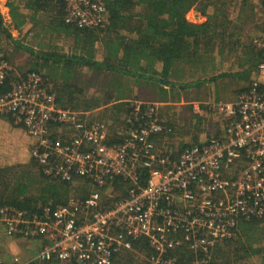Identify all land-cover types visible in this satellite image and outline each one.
<instances>
[{"label": "built area", "instance_id": "2783aa9c", "mask_svg": "<svg viewBox=\"0 0 264 264\" xmlns=\"http://www.w3.org/2000/svg\"><path fill=\"white\" fill-rule=\"evenodd\" d=\"M63 1L70 25L108 22L104 0ZM254 44L264 56V31ZM11 70L0 55V115L32 139L30 153L42 173L69 183L84 178L98 189L119 177L128 187L107 207L98 192L33 211L0 203V264H114L143 238L153 250L149 264H209L212 249L235 234L239 218L264 215V60L250 89L234 102L207 103L225 120L224 138L191 144L176 159V147L153 140L171 130L159 103L130 100L123 136L110 140L104 121L61 106L40 74L18 73L5 87ZM22 239L40 241L41 249L22 258L9 242ZM184 246L192 260L177 257Z\"/></svg>", "mask_w": 264, "mask_h": 264}, {"label": "crops", "instance_id": "0c3cea01", "mask_svg": "<svg viewBox=\"0 0 264 264\" xmlns=\"http://www.w3.org/2000/svg\"><path fill=\"white\" fill-rule=\"evenodd\" d=\"M201 2L208 3V8L206 9V11H202L199 7L194 6L185 11L183 14L184 20L190 23V25L194 26L192 30H187L188 32L192 31V33L191 35H186L185 41L190 43L192 52H212L209 55L211 63H206V61H204V65H201L203 61L201 63L195 62L194 64L182 63L176 67L178 72L180 71V74L182 76L173 75L174 71H171L174 67L173 66L168 72V74L170 73L167 77L169 82L165 83L164 85V88L166 90V93L164 95L160 94V92L157 94L153 90H151L147 82L144 81L146 78H137L131 75V78L141 83V87H145L143 92H138V98L141 96L145 100L157 102L161 105L160 108H162L163 105V108L170 107L169 104L185 105L182 107V112H184L183 116H179V124H177L176 120H174L173 118H166V121H164V119H161L165 123V125H167V127H171L175 133L177 131V128L175 126H182L183 129H187V131L182 134V139L180 143L174 144L171 139L166 140L168 143L178 147L175 154L173 155V159L178 158V155L176 154H178L182 150V145L184 144H188V146H190L191 144L200 143L203 140L208 139L212 136L215 138H224L222 133L220 134L221 136H216V131L218 127L214 130H211L209 134H207V136H203L202 126L206 125V123L203 124V119L201 118L202 116L192 111V105L198 104L199 102L206 103L208 101L216 102L219 100H222L224 102H234L237 99L238 95L243 92V90L250 89L251 81L247 84V86H244L243 88L233 87L236 84L229 85V89H233V91H230L229 93V95L232 97L226 98L224 96V98H219L217 96L218 88L216 87V83L220 78V75H218L219 70H222L223 67L229 69L233 67L234 63H236L237 61L239 66H241V71L237 70L236 73H239V76L241 75L242 78L246 74L245 78L248 79L252 70L257 68L258 64L262 60L259 55L260 50L255 45H253L254 39L264 29V16H261L257 13V10L259 8V6H257V3L259 4V0H201ZM13 9H16L15 12H18V14H20L23 22H26L21 29L24 30L22 32L15 28V20H19L20 18L17 14V18L15 17L14 19V14L12 12ZM60 9H62V5H60L57 0H0V12L3 15L5 26H7L11 30L10 33L12 38L20 39L22 40L21 42H24L25 44H32L36 52H57L61 58L64 56H73V58L84 56L87 62H89L92 59V56L86 53L90 51L84 48V36L82 35V33L78 34L75 29L70 27H68L67 33L63 31L64 29L60 25L61 22H59L62 16L59 13ZM210 15H212L214 18L209 21L208 17ZM208 21L209 26L208 28L204 29L202 25H204ZM188 23L187 25L189 29ZM221 24L226 25L227 28L224 29L223 27H221ZM58 28H61L60 32H58ZM28 31L33 32V34L29 33L28 35ZM49 35H54L52 37V40L54 39L56 40V42L48 43L47 36ZM107 35V33L102 31H99L96 34V37H98L99 39H96L97 41L96 43H94L93 47L96 52L95 58L99 62L103 61L104 57L109 54L106 50V47L100 41V38L103 39ZM121 35H125V33L121 32ZM223 35L226 36V40L224 42L222 41L224 39ZM230 36L232 37L230 38ZM63 39L65 40V43L64 41H62ZM195 39L198 40L197 45L195 44ZM0 47L4 50L3 52L6 56L9 57V60L11 61H19L22 56V53L26 55L25 57L27 59H30L29 52L21 49L19 43L16 44L12 39L2 34L1 31ZM260 53L262 54V52ZM32 59H35V57H32ZM50 61H52V59ZM59 65L62 66V63ZM142 65L148 66L145 62H143ZM90 66L94 65L81 63V66L73 67L71 70H69L70 72H72L71 74L68 71H64L65 68L59 67L61 75L57 76L56 74V82L57 84H61V86L67 83L71 84L69 85L68 89L65 88L64 91L67 97H69L70 95L74 96V102L69 104V108L80 112L82 115L85 114L83 110H92L95 108H99L98 110L102 111L98 112V114L102 115L98 117L95 115L96 113H92L90 118L107 122L110 135H114V138H119L121 136L120 130L122 129V125L124 124L122 119H124V115L126 114V112H120L118 113L120 115H117L114 114L116 109L109 110L107 109V106L112 104L110 102V100L112 99H109L110 97L116 99L119 96L128 97L130 94H114L113 91L117 88L121 89V85L120 83L117 85L118 81H113L112 85H114L115 87L113 88L111 93L114 95L107 97V95L103 94L102 90L100 89L102 87L98 85V81H96L98 78L96 76L97 73L95 72V74L94 71L92 73L90 71L91 69L89 68ZM186 66H188V70L185 71L184 67ZM201 66L203 67L201 68ZM155 67L159 71L164 68L163 63H157ZM244 67H248V69L246 71H242L244 70ZM62 70L64 74H62ZM207 70L208 74L212 73L213 75L210 79L209 75L206 76L203 73V71ZM248 70L249 72H247ZM100 72L101 73H99V76L101 77V80L105 76L104 73H107L108 82L112 78L114 79L117 77L115 74H113V72L117 71L106 70L105 72ZM11 76L15 77L14 75ZM231 76H233V72H231ZM163 81L164 79H161V82ZM148 83L151 82L149 81ZM228 84L231 83L229 82ZM191 89H198V92L191 94L189 93ZM71 91H73V93ZM117 91L119 90L117 89ZM130 91L133 93L130 97H133L134 94L137 95V88L133 89V87L131 86ZM212 91L214 92L211 93ZM220 92L223 93L226 91L220 88ZM224 118L229 119V117L226 116H224ZM110 120H112V123L110 122ZM10 122L11 120L9 118L4 119L3 116H0V128L4 124H11ZM20 130H22L23 134L25 133L24 128H21ZM15 135L16 134L12 135L8 134L7 132H3L0 134V141L2 139L5 142H10L13 139L15 141ZM186 135H188L187 140L185 139ZM30 140L32 141L31 138ZM30 140L29 142H31ZM0 145H3L2 141L0 142ZM3 147H5V144L3 145ZM29 163L30 160L24 157L18 159L15 162H10L8 166H16L18 167V171L21 172L23 169L26 171L25 165H28ZM23 166H25V168H23ZM3 167H5V165ZM78 180H82L85 183L89 182L84 178H78ZM85 183L80 184L81 187H85V192L87 194L86 197H88L92 192L90 188L86 186ZM93 188L99 190L98 188H95V185L93 186ZM72 197L82 198L81 191L77 195L68 194V200H70ZM104 201L105 198L100 199L101 206H105L106 203H103ZM179 238H181V236H179ZM134 242L135 241H133V246ZM184 247V249H178L179 252H186V254L182 258L179 256V259L185 261L192 260L194 255L188 252L189 250L186 248V246ZM221 249L223 251L222 247ZM130 252H134L135 254L139 252L138 254L141 256L144 252L146 256H148V258L153 254L152 248L150 249V252L132 248L124 250V252H122L121 254H130ZM211 254L213 253L211 252ZM118 257L119 256L117 255L115 262ZM220 264L225 263L223 260H220ZM229 264H232V262Z\"/></svg>", "mask_w": 264, "mask_h": 264}, {"label": "trees", "instance_id": "16d2710c", "mask_svg": "<svg viewBox=\"0 0 264 264\" xmlns=\"http://www.w3.org/2000/svg\"><path fill=\"white\" fill-rule=\"evenodd\" d=\"M104 1L107 5L109 14L108 23L106 26L95 29H81L65 22V3L63 0H57V2L62 5V9L59 10V13L62 15L59 22H61L60 25L63 27V31L67 33L68 27H70L75 29L78 34L82 33L84 36V48L90 51L86 53L92 56V59L89 62H87L84 56L75 58H73V56H64L61 58L57 52H36L33 46L21 42L22 40L20 39L12 38L10 33L11 30L5 26L3 15L0 12V31L2 34L12 39L16 44L19 43L21 49L30 53V59L26 60L24 64L25 67L22 69L24 71H22V73L35 72L36 74H40L42 76L43 86L45 88L48 87V89L53 90L56 93L57 101L61 106H70L69 104L74 102V96L70 95L67 97L64 93L65 88L68 89L69 85L71 84L67 83L63 86H61V84H57L55 76L56 74L57 76L61 75L59 67L65 68L66 70L64 69V71H68L71 74L72 72L69 70H71L73 67H79L81 63H85L95 65L93 68H96L100 71L112 70L130 74L137 78L144 77L151 82L147 83L149 88L153 87L156 90L154 91L155 93L158 94L160 92L161 94V92L166 93L164 85L165 83L169 82L167 77L170 73L168 74V72L173 66L174 67L171 70L174 71L173 75L182 76L180 71L178 72L176 68L182 63L194 64L195 62L201 63L202 61V65H204V61H206V63H211L209 55L212 52H192L190 43L185 41L186 35H191L192 33V31H188L192 30L194 26L186 22L183 17L184 12L194 6L199 7L202 11H206L208 8L207 2L204 3L201 2V0ZM15 10L16 9L12 10L14 19L15 17L17 18L18 14V12H15ZM18 16L20 19L15 20V28L22 32L23 30L21 29L26 22L22 21L20 14H18ZM208 18L210 21L214 17L210 15ZM209 21L202 25L204 29L208 28ZM187 23L189 24V29ZM221 27L224 29L227 28V26L223 24H221ZM60 31L61 28H58V32ZM99 31L108 34L103 39L100 38V41L103 43L107 52L109 53H107L108 55L104 57V60L101 62L96 60V52L93 47L94 43L97 41L96 39H99L96 37V34ZM121 32L125 33V35H121ZM231 37L232 36H230V38ZM223 38L224 39L222 41L224 42L226 40V36L223 35ZM195 40V44L197 45L198 40ZM253 45L255 44L253 43ZM259 55L263 60L264 58L260 52ZM5 57L9 60L8 56ZM32 57H35V59H32ZM51 59L52 61H50ZM143 62H145L148 66L142 65ZM61 63L62 66L59 65ZM157 63H163L164 68L161 71L157 70L155 67ZM122 66L125 67L123 68ZM62 74H64L63 70ZM245 76L246 74L244 77ZM13 78L14 77L9 74L5 87L10 86L9 81ZM161 79H164V81L161 82ZM71 92L73 93V91ZM106 95L109 97L112 94L107 93ZM125 98L126 97L120 96L115 100L122 101ZM109 99L113 98L110 97ZM125 105L126 104L124 103L110 104L107 106V109H116L114 114L120 115L118 113L124 111L126 113L128 112L129 108L125 109L123 107ZM160 113L162 115V108H160ZM9 119L12 121L11 117H9ZM223 132L224 129L221 130L219 126L216 131V136H221L220 134H223ZM182 147L186 148L188 147V144H184ZM29 164H32L38 168L37 175H33V173L31 174L24 169L21 172L17 171L16 166L0 167V203L12 204L19 208H26L31 211L36 210L38 206L42 204L55 205L67 203L68 194H70L71 189L74 186L72 182L69 183L61 180H54L53 178L46 176L44 173H42L38 162L32 156L30 158ZM23 168H25V166H23ZM14 172H18V175H13ZM28 176H31L33 180H36L39 183V189L33 190L32 187L29 189H27V187H21L27 181ZM147 179L148 171L145 169L143 170L142 183H146ZM105 188H110L112 194H114L113 197H104L105 201L103 203H106L105 207H107L119 197L126 195L127 182L118 177L113 180L112 184H109ZM79 189L81 191L82 198L86 197L87 194L85 192V187L83 186ZM30 191H35L36 193L30 194ZM257 229L263 230V235L257 234ZM263 242L264 215L261 217L251 216L247 219L241 217L238 219V226L235 234L231 238L218 243L212 249L213 254L209 264H220V260H223L225 264H229L232 262L231 256L233 253H236L235 255L239 260L246 259L248 264H256V260H259L261 256L264 259ZM234 244L237 246L232 247ZM41 245L39 246L38 250L41 249ZM221 247L223 248V251ZM133 248L148 252H150L151 249L149 241L146 238L135 241ZM231 252L232 254H230ZM185 254L186 252L184 251H178L177 257L180 256L182 258ZM255 256L256 260L250 262V259Z\"/></svg>", "mask_w": 264, "mask_h": 264}, {"label": "rangeland", "instance_id": "374dc122", "mask_svg": "<svg viewBox=\"0 0 264 264\" xmlns=\"http://www.w3.org/2000/svg\"><path fill=\"white\" fill-rule=\"evenodd\" d=\"M257 6H259L257 13L260 14L261 16H264V0H259V4L257 3ZM27 33H28V35H29V33L33 34V32H29V31ZM49 34H50V32H49ZM31 36H33V35H31ZM53 36L54 35L47 36L48 37V39H47L48 43L56 42V40H54V39L52 40ZM25 37H26V35H25ZM62 41H64V43H65L64 39ZM29 45L32 46V44H29ZM49 50H52V49H49ZM3 51L4 50L0 47V52H3ZM25 56L26 55H24V53H22V56L19 59V61H12V67L14 68L15 72H21V70L25 67L24 64H25L26 60H28ZM251 61H252V58H251ZM124 67L125 66H123V68ZM187 67L188 66L184 67L185 71L188 70ZM202 67L203 66H201V68ZM243 69L244 70H242V71H246L248 69V67H244ZM208 70L203 71V73L206 76L209 75V79H210V78H212L213 75H212V73L208 74ZM237 70L241 71V66H239L237 61H236V63H234L233 67H231L229 69H226L225 67H223L222 70H219L218 75H220V78L218 79V82L216 83V87L218 88L217 96L219 98H224V96L226 98L232 97L229 95V93H230V91H233V89L232 88L229 89V85L236 84L233 87L243 88L244 86H247V84L250 83V81L252 82L253 79L258 77L257 68L252 70V72L250 73V77L248 79L245 78L244 76H243V78L241 75L239 76V73H236ZM249 70L247 72H249ZM231 72H233V76H231ZM104 74H105V76L102 78V80H101V77L97 74L99 77L96 80V81H98V85L100 87H102L100 89L102 90L103 94H105L106 91L108 93H110L113 90V88L115 87L114 85H112V82L118 81L117 85L120 83L121 89L116 87L119 91H117V89H116L113 92L116 94L129 93L130 95L128 97H126L125 99H123L125 102H129L130 100H133V99H141L144 101H148V100H145L141 96L138 98V96H139L138 92H143L145 87H141V85H140L141 83H139V82H137V80L131 78V75L125 74L122 72H113V74H115L117 77L114 79L112 78L108 82L107 73H104ZM100 80H101L102 84L100 83ZM144 81H146L147 83L149 82V80H147V79H145ZM229 82L231 84H228ZM131 86L133 87V89L137 88V95L134 94L133 97H130L133 94L130 91ZM220 88H222L226 92L221 93ZM150 89L153 91H156L153 87H150ZM127 90L130 92H128ZM196 92H198V89H191L189 93L192 94V93H196ZM213 92L214 91H212L211 93H213ZM164 93L165 92H161L162 95H164ZM149 102H153V101H149ZM208 102H206V103L199 102L197 104L200 108V111H197V109L194 107V105H192V111L197 113L198 115L202 116L201 117L203 119L202 123L203 124L206 123V125L202 126L203 136H207V134H209V132L211 130L216 129L219 126H220L221 130H223L224 125H225V120L223 119V117L220 114L213 113V112L209 111V109L207 108ZM169 105H170V107H166V108H163L164 107V105H163V107H162V119H164V121H166L167 120L166 118H173L174 120H176L177 124H179L178 123L180 121L179 116H183L184 112H182V107L185 105L184 104H169ZM127 106H128V104L126 106H123V107L125 109H128ZM98 109L95 108V109H92L90 111L92 113H96L95 115L99 117L102 114H98V112H101L102 110H98ZM103 112H104V110H103ZM0 116H3L4 119L9 118L8 116H5V115H0ZM122 121L124 124L122 125V129L120 130L121 134L125 130V128H124L125 127V120L122 119ZM110 122L112 123V120H110ZM10 123L11 124H4L3 126H1L0 134L3 132H7L8 134H12V135L16 134L14 136L16 138V140L14 141V139H13L10 142H8V141L5 142L3 139L1 140L2 144L3 145L5 144V147H3V145H0V167L1 168L4 165L8 166V164L10 162H15L18 159L25 157L26 159L30 160V158H31V153H29L30 147H31V142H29L30 138L28 137L26 132H25L26 134L25 133L23 134L22 130H20L22 127L15 126L12 121ZM114 127H115V125H114ZM175 127L177 128V131L175 130L176 133L174 132V134L172 136V141L174 144H178V143H180V141L182 139V134H184L187 131V129L186 128L183 129L182 126H175ZM63 131H64V128H61V132H63ZM187 137H188V135H186V137H185L186 140H187ZM176 148H178V147H176ZM26 162H29V161H26ZM16 169L18 171L17 167H16ZM26 171L31 173V174L33 173V175L38 174V168L32 164L27 165ZM13 175H18V172H14ZM80 183H85V182H83L82 180H77L74 183H72L74 186L72 187L70 194H72V195L79 194V192H80L79 188H81ZM85 184L87 187L90 188L92 193L98 192L100 195V199H102V198L104 199L105 196H109L110 193L112 192L110 188H105V187L102 189H99V190L94 189L93 188L94 185L90 182H86ZM21 187L22 188L27 187V189L32 187L33 190H37V189H39V183L36 180H33L31 176H28L27 181ZM95 188H98V187L95 186ZM29 193L35 194L36 192L30 191ZM256 233L259 235H263V230L257 229ZM9 242H10L12 252L19 253V255L24 259L32 258L35 255L36 251L39 249V246L41 245V242H39L38 240L22 239L19 241L9 240ZM236 246L237 245L234 244L232 247H236ZM127 253H125V254L123 253V255L122 254L118 255L119 257L114 264H118V263L119 264H149L148 256H146V254L144 252L142 253V256L138 254L139 252H137V254L139 256L137 254H135L134 252H130V254H127ZM230 254H232V252ZM235 254L236 253H233V255L231 256L232 264H248L246 259L239 260V259H237V256ZM261 259H263L262 256L260 257L259 260H256V256H255V257L250 259V262L256 260V264H264V259L263 260H261Z\"/></svg>", "mask_w": 264, "mask_h": 264}, {"label": "clouds", "instance_id": "9594fccd", "mask_svg": "<svg viewBox=\"0 0 264 264\" xmlns=\"http://www.w3.org/2000/svg\"><path fill=\"white\" fill-rule=\"evenodd\" d=\"M108 18H109V16H108ZM108 23V22H107ZM106 23V24H107ZM106 26V25H105ZM105 26H103V27H105ZM103 27H100V28H103ZM91 29H95V28H91ZM21 34V33H20ZM259 36V35H258ZM257 36V37H258ZM256 46V45H255ZM261 52V51H260ZM0 55H2L8 62H9V64H10V66L12 67V61L11 60H8L5 56V53L4 52H0ZM264 60V59H263ZM262 60V61H263ZM261 61V62H262ZM260 62V63H261ZM259 63V64H260ZM259 64H258V66H259ZM81 66V65H80ZM95 66V65H94ZM258 66H257V71H258ZM90 69V71L93 73V71H94V73L96 72L98 75H99V73H101L100 72V70H98V69H96V68H93V66H90L89 67ZM105 72V71H104ZM18 73H22V71L21 72H15L14 71V68L12 67V70L9 72V74L10 75H14V76H16ZM95 73V74H96ZM96 74V76L97 77H99L98 75ZM254 80V79H253ZM253 80H252V82H253ZM252 82H251V84H252ZM100 83L102 84V82L100 81ZM251 84H250V86H251ZM244 91H246V90H244ZM108 92L106 91V93L105 94H107ZM111 93V92H110ZM112 94V93H111ZM115 94V93H114ZM114 94H112V95H114ZM112 104H118V103H124V104H128V102H125L124 100L123 101H116L115 99H112V101H110ZM125 105V106H126ZM128 106H129V104H128ZM127 106V107H128ZM65 108H69V107H65ZM71 109V108H70ZM73 110V109H72ZM84 111V113L85 112H87V114H84V115H82V116H84L85 117V115H87L88 117H89V119H91L90 118V116H91V114H92V112L90 111V110H83ZM126 115V114H125ZM124 115V120H125V116ZM161 119H162V116H161ZM92 121L93 120H96V119H91ZM99 121V120H98ZM100 121H103V120H100ZM105 122V121H104ZM106 123V126H107V132H109V128H108V124H107V122H105ZM162 123L165 125V123L162 121ZM166 127H167V125H165ZM61 128H64V131H63V133L65 134V132H68V128L66 127V126H61ZM125 128V127H124ZM168 128H171V127H168ZM124 133V132H123ZM109 134H110V132H109ZM173 134H174V131L172 130V128H171V130H170V132L169 133H167V134H165V135H167V137L165 136V135H155V136H153V140L155 141V143L156 144H158V145H160L161 143H163L164 142V140L166 139V140H168V139H171L172 140V136H173ZM121 136H123L122 134H121ZM119 137V138H117V137H115L114 138V135H110V137H109V139L110 140H119L120 138H122V137ZM112 137V138H111ZM173 142V141H172ZM172 145V144H171ZM172 146H174V145H172ZM174 147H176V146H174ZM30 152H31V149H30ZM127 187H128V185H127Z\"/></svg>", "mask_w": 264, "mask_h": 264}, {"label": "bare ground", "instance_id": "6f19581e", "mask_svg": "<svg viewBox=\"0 0 264 264\" xmlns=\"http://www.w3.org/2000/svg\"><path fill=\"white\" fill-rule=\"evenodd\" d=\"M176 83V82H175Z\"/></svg>", "mask_w": 264, "mask_h": 264}]
</instances>
